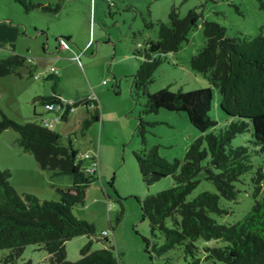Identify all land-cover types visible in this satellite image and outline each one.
Listing matches in <instances>:
<instances>
[{
	"label": "trees",
	"instance_id": "obj_1",
	"mask_svg": "<svg viewBox=\"0 0 264 264\" xmlns=\"http://www.w3.org/2000/svg\"><path fill=\"white\" fill-rule=\"evenodd\" d=\"M13 1L24 12L35 8L58 12V4ZM198 19L201 13L195 8L179 16L177 8L171 6L166 22L144 23L147 28L156 26V38L141 40L131 51L137 66L130 75V97L138 106L134 133L141 145L132 155L139 177L144 186L166 176L173 180L172 186L138 198L149 228L146 250L157 257L176 248L187 264H198L195 241L219 240L221 244L202 249L203 260L208 264H264V195L257 198L264 184V168L257 165L250 177L253 203L240 219L220 223L211 216L229 212L219 200H235V183L252 170V156L264 154V30L259 28L254 36L242 33L228 36L221 25L202 20L203 45L190 56L188 65L203 76L207 86L172 90L166 85L148 92L163 56L180 48ZM30 61L31 58L18 53L0 56V77L20 76L19 69ZM24 75L40 78L30 66ZM43 78L51 81V95L37 96L33 100L38 101L44 113L36 114L32 110L33 116L38 118L20 123L0 112V133L6 129L15 131L20 150L32 155L38 168L55 176H68L71 182L55 187L56 200L39 199L32 193L19 195L10 184V169H0V249H7L1 262L16 264L24 246L34 244L46 252V264H120L108 234L103 231L100 234L102 247L91 250L90 237L95 235L93 225L74 217L71 212L74 205L82 203L88 186L98 180V172L86 170L87 161L79 158L81 152L73 147L69 134L63 143L60 134L53 129L55 122L66 120L71 110L80 104L85 108L79 129L83 135L91 123L99 122L97 103L90 97L67 101L56 93V74L49 72ZM212 88L219 93V109L227 117L226 124L218 129L208 116ZM45 104L58 108L46 109ZM159 109L184 112L200 133L187 146L181 159L166 160L159 156L156 145L146 148V126L154 122L143 116ZM49 112L53 116L43 118V114ZM247 131L250 137L245 144H231L236 135ZM200 179L209 181L215 191L203 190L187 199ZM81 235L88 239L78 249V259H66L64 242ZM22 264L31 262L27 260Z\"/></svg>",
	"mask_w": 264,
	"mask_h": 264
},
{
	"label": "rangeland",
	"instance_id": "obj_2",
	"mask_svg": "<svg viewBox=\"0 0 264 264\" xmlns=\"http://www.w3.org/2000/svg\"><path fill=\"white\" fill-rule=\"evenodd\" d=\"M31 1L51 3L52 6L58 4V12L36 8L24 12L13 0H0V56L18 53L28 58L32 55L26 51L27 47H30L31 51L45 52L47 56L51 52L52 56L58 53L61 55L62 52H55L53 49L59 37L66 39V42L76 49V42L85 41L87 38L92 41L91 49L84 54L92 57L91 76L98 79L95 88L102 89L99 122L91 123L85 133L80 134L83 107L78 104L66 120L55 122L53 127L62 137L63 143L69 134L72 145L78 148L79 153L90 152L94 144L103 151V173L99 176L98 170V180L88 186L82 203L74 205L71 209L74 217L93 225L95 235L90 237L91 250L102 247L100 234L105 231L118 254L120 264H187L176 248L169 249L157 257L151 256L146 250L150 237L149 228L147 220L142 216L138 198L172 186L173 180L166 176L149 186H144L139 177L132 155L141 145L134 133L138 106L130 97V75L137 66V59L131 51L141 40L156 38V26L153 24L147 28L145 22H166V14L171 6L177 8L179 16H183L188 9L195 8L201 13V19L187 32L176 52L163 56L162 62L153 73L148 92H154L166 85L172 90L178 87L182 90L206 87L207 82L203 76L192 71L188 65L190 56L203 45L201 21L216 22L225 28L228 36L236 33L254 36L259 28L264 30V0ZM68 32H71L69 37L66 35ZM94 45L97 46V51H93ZM49 65H54L53 60H47L45 65H37L36 71L43 75L44 69L48 70ZM27 67L28 64L25 63L19 69L20 76L10 74L0 77V112L20 123L38 118L33 116V103L36 114L43 112L42 107L32 100L33 92L43 89L41 83L47 85L50 82L47 79H34L24 75ZM82 67L84 76H88V70L83 65ZM68 72V77L64 78L59 86L70 92V95L74 88L82 86V79L72 69ZM113 73L117 74L114 79L111 77ZM219 99V93L212 88L208 116L215 122L216 129L222 128L227 122V117L219 109ZM46 115L43 114L44 117ZM143 119L154 122L152 126H146V148L156 145L159 156L168 161L181 159L187 146L200 134L189 123L184 112L159 109L156 113L143 116ZM249 137L248 131L241 133L232 139L231 144H245ZM16 138L17 133L11 129L0 133V169H10V184L19 195L26 192L39 199L56 200L57 195L53 188L70 184V178L64 175H46L48 170L38 168L32 155L20 150ZM251 161L252 170L242 175L235 183V200H219V204L227 206L229 212L220 216L211 214L217 222L232 223L240 219L253 203V185L250 177L257 165L264 168V154L261 157L252 156ZM51 184H54L53 188L49 187ZM203 190L215 191L209 181L200 179L187 195V199ZM263 195L264 184L261 185L257 198ZM166 222L168 223V220ZM87 239L81 235L66 240V259H78V249ZM157 242H160L159 238ZM219 244V240L197 239L195 245L196 256L200 259L198 264H208L203 260L204 247ZM6 253L7 249H0V264ZM27 260L31 264H46V252L34 244L25 245L16 264Z\"/></svg>",
	"mask_w": 264,
	"mask_h": 264
},
{
	"label": "crops",
	"instance_id": "obj_3",
	"mask_svg": "<svg viewBox=\"0 0 264 264\" xmlns=\"http://www.w3.org/2000/svg\"><path fill=\"white\" fill-rule=\"evenodd\" d=\"M39 33H41V30H39ZM66 35L69 37L71 35V32L66 33ZM95 42L97 43V41H95ZM76 43L78 44L77 49L75 47L69 45V44H68V47L66 49H61V48L57 47V42H56L53 49L55 50V52L56 51L62 52V54L60 55V53H58L57 55H54V56H52V52H51V54H49V56H47L45 52L31 51V48L27 47L26 51H28V53L32 55L29 57L32 59V61L27 63L28 67L30 66L33 69V73L40 74V78H38V79L42 80V79H44L43 76L49 74V71L47 69H44V73L42 75L40 72L36 71V66L37 65H45L46 61L49 59L53 60V63L55 66L49 65L48 69L50 67H53L57 71V73H56V77H57L56 93L58 95H60L61 98L65 99L67 101H73V100L85 98V97L86 98L92 97L96 101L97 107L99 109V105H100L99 102L101 101L100 94L102 92V89H96L95 88L97 83H98V79L95 78L94 76H91V65H92L91 58L92 57L84 54L85 52H87V50L91 49L92 41H90V39L87 38L85 41L76 42ZM45 48L48 50V46L46 47V45H45ZM93 51H97L96 45H94ZM42 55H44V56H42ZM82 65L88 70V76L87 75L84 76V74H83L84 68L82 67ZM70 69L75 71L77 76L81 77L82 86L80 88H74L72 93L70 95H68V93H70V92H67L64 88H61L59 85H60V82L64 78L68 77L67 75L69 74L68 71ZM116 75L117 74L113 73L111 77L114 79V77H116ZM43 84L44 83H41L43 89L33 92L32 100L34 99V97H37V96H49V95H51V90H50L51 81L47 85H43ZM102 84H104V83L102 82ZM114 84H116V82H114ZM36 102L38 103L37 100H36ZM82 107H83V111H82L81 118L83 119L85 116V108H84V106H82ZM32 110L36 111L34 103L32 104ZM42 113H39V114H42ZM52 116H53V114L49 112V113H47V115L45 117L43 116V118L50 119ZM99 118H100V111H99ZM76 149H78V148H76ZM91 151H95L97 154L99 176H101L100 174L103 173L101 171L103 170V167H104L103 163H102V156L103 155L101 154V153H103V151L100 147L97 148V145H95V144L92 145ZM43 171L41 172V174H43ZM11 174H12V172H11ZM46 175L50 176L53 174L50 171H47ZM68 184H66V185H68ZM53 185L54 184H51L49 187L53 188L54 187ZM55 187L53 189H55Z\"/></svg>",
	"mask_w": 264,
	"mask_h": 264
},
{
	"label": "built area",
	"instance_id": "obj_4",
	"mask_svg": "<svg viewBox=\"0 0 264 264\" xmlns=\"http://www.w3.org/2000/svg\"><path fill=\"white\" fill-rule=\"evenodd\" d=\"M56 42H57L58 48L66 49L68 47V43L66 42V39H64V38L59 37L56 39ZM48 71L53 73V74L57 73V71L53 67H50L48 69ZM102 82L104 83V81H102ZM90 98H92V97H90ZM44 107L46 109H51V110L58 108V106L52 105V104H45ZM79 158L85 159L87 161V163H88L87 168H86L87 171L98 172V158H97V154L95 151H91L90 153H88V152L80 153Z\"/></svg>",
	"mask_w": 264,
	"mask_h": 264
}]
</instances>
